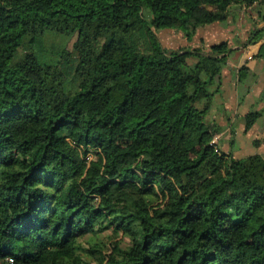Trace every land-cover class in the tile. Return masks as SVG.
<instances>
[{
  "label": "trees",
  "instance_id": "obj_1",
  "mask_svg": "<svg viewBox=\"0 0 264 264\" xmlns=\"http://www.w3.org/2000/svg\"><path fill=\"white\" fill-rule=\"evenodd\" d=\"M249 12L234 45L157 34ZM262 22L264 0H0V264H264V152L224 150L211 112L225 68L244 103Z\"/></svg>",
  "mask_w": 264,
  "mask_h": 264
},
{
  "label": "rangeland",
  "instance_id": "obj_2",
  "mask_svg": "<svg viewBox=\"0 0 264 264\" xmlns=\"http://www.w3.org/2000/svg\"><path fill=\"white\" fill-rule=\"evenodd\" d=\"M249 16H251L250 12L241 16V18L238 17L234 22L230 21L226 26L212 24L206 27H200L196 30L195 35L190 41H187L179 31L162 29L158 31L157 34L162 45L167 49H181L187 45L205 46L220 40H228L229 43L234 45L238 40H245L248 37V30L252 24ZM253 18H255V16H253ZM261 24H264V22L260 23V25ZM74 39L75 36L67 39V37H52L48 35V37L40 39L38 44L47 49L50 53L64 45L66 40L68 48H71ZM32 44H34V42ZM238 59L239 57L237 54L230 55L228 66L239 63ZM254 70L257 76L250 87V91L247 92L244 103L237 104L236 96H234L235 92L231 89L232 92L230 91L229 93L230 88H235L234 85L229 83L230 79L227 77H229L228 75L230 74L228 69L225 68L223 70V78L226 79H223L222 95L227 97V99H225L226 102L225 104L221 103V96L217 94L215 97V104L211 109L213 114L219 115V124L223 129L219 136L222 139L221 147L226 151H231L235 157H243L255 152H264V102L260 101L261 103H255L256 98L259 99L260 91L264 85V67L262 68L256 65ZM255 109H262L263 114L255 125L248 131H245L244 122L241 117L248 110ZM91 236H93V234L88 233L86 236L80 238V242L84 248H88V239L91 238ZM95 238L108 244L109 240L115 239V233H113L110 228L98 232ZM119 238H121L120 241L123 247L128 245L129 239L127 237L120 236ZM81 253H83L82 250ZM83 258L87 264H97L92 257L86 254H83Z\"/></svg>",
  "mask_w": 264,
  "mask_h": 264
},
{
  "label": "crops",
  "instance_id": "obj_3",
  "mask_svg": "<svg viewBox=\"0 0 264 264\" xmlns=\"http://www.w3.org/2000/svg\"><path fill=\"white\" fill-rule=\"evenodd\" d=\"M262 25H264V24H262ZM237 65H238V64H235V66H237ZM256 65H257V66H260V67H262V68L264 67V64H256ZM256 65H255V66H256ZM229 74H230V72H229ZM223 75H224V73H223ZM228 76H229V77H227V78L230 79V75H228ZM223 79H226V78H223ZM229 83H231V85H233V83H232L230 80H229ZM231 89H232L233 92H235V89L230 88V89H229V93H230ZM232 91H231V92H232ZM222 92H223V89H222ZM222 92L220 93V96H221V99H222V100H221V101H222L221 103H224V104H225V102H226L225 99H227V97H224V96L222 95ZM227 92H228V91H227ZM234 96H236V92H235ZM225 108H226V107H225Z\"/></svg>",
  "mask_w": 264,
  "mask_h": 264
},
{
  "label": "built area",
  "instance_id": "obj_4",
  "mask_svg": "<svg viewBox=\"0 0 264 264\" xmlns=\"http://www.w3.org/2000/svg\"><path fill=\"white\" fill-rule=\"evenodd\" d=\"M13 258L12 257H7L6 258V264H13Z\"/></svg>",
  "mask_w": 264,
  "mask_h": 264
}]
</instances>
